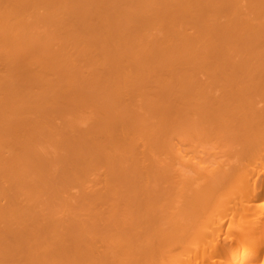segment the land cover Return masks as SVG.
Masks as SVG:
<instances>
[{
	"label": "bare ground",
	"instance_id": "1",
	"mask_svg": "<svg viewBox=\"0 0 264 264\" xmlns=\"http://www.w3.org/2000/svg\"><path fill=\"white\" fill-rule=\"evenodd\" d=\"M0 264H264V0H0Z\"/></svg>",
	"mask_w": 264,
	"mask_h": 264
},
{
	"label": "rangeland",
	"instance_id": "2",
	"mask_svg": "<svg viewBox=\"0 0 264 264\" xmlns=\"http://www.w3.org/2000/svg\"><path fill=\"white\" fill-rule=\"evenodd\" d=\"M202 101V100H201ZM212 101V100H211ZM211 101L209 102V104L211 103ZM203 103H205L204 101H203ZM223 103V102H222ZM225 103V102H224ZM206 104H207V101H206ZM212 104V103H211ZM210 104V105H211ZM218 104H219V102H218ZM221 104V103H220ZM214 105V104H213ZM215 105H217V104H215ZM221 105H223V104H221ZM225 105H227V104H225ZM212 106V105H211ZM218 106V105H217ZM216 107V106H215Z\"/></svg>",
	"mask_w": 264,
	"mask_h": 264
}]
</instances>
